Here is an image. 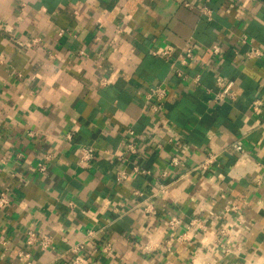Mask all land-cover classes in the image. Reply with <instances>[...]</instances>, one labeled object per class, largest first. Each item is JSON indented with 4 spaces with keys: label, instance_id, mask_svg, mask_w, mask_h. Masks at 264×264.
I'll return each instance as SVG.
<instances>
[{
    "label": "crops",
    "instance_id": "crops-1",
    "mask_svg": "<svg viewBox=\"0 0 264 264\" xmlns=\"http://www.w3.org/2000/svg\"><path fill=\"white\" fill-rule=\"evenodd\" d=\"M203 3L0 0V191L11 199L0 208V264H70L81 240L87 264H264V53L247 58L240 42L244 32L264 47V0H210L211 16ZM164 44L174 59L194 47V60L178 63L187 80L151 53ZM218 74L236 95L209 103ZM156 83L168 91L159 114L143 111ZM129 127L139 156L123 150ZM81 144L96 153L84 167ZM122 167L129 174L118 180ZM28 230L50 245L28 244Z\"/></svg>",
    "mask_w": 264,
    "mask_h": 264
},
{
    "label": "built area",
    "instance_id": "built-area-1",
    "mask_svg": "<svg viewBox=\"0 0 264 264\" xmlns=\"http://www.w3.org/2000/svg\"><path fill=\"white\" fill-rule=\"evenodd\" d=\"M154 1V0H149ZM210 0H204V3L199 5L198 8L200 10L201 14H204L206 16L212 15L211 8L207 5ZM186 5H189L188 3H185ZM240 42L244 45H247V49L245 52V55L247 58H259L264 53V47L257 46L252 43L247 37L246 33H242L240 36ZM176 47L172 44H164L162 47L158 49H152L151 53L157 56H161L164 59H166L169 64L171 70L179 76L182 80H187L189 77L188 74L178 65L180 63L182 66H187L194 60L195 56V49L193 46L186 44L180 49V53L176 58L174 59V52ZM210 51L214 55H219L220 57H223L225 55V49L219 44V43H213L210 46ZM177 59V61H176ZM192 85L198 86L200 84V76L199 74H196L192 77H190ZM111 82V78H103L101 80V84L105 85ZM215 84L217 86V89H211V88H205L206 92V101L209 103H216L219 101H222L224 99H234L236 92L233 90V81L232 80H226L222 75L218 74L215 77ZM168 91L165 85L161 83L152 84L147 87L146 91L144 92V104H143V111L150 110L152 113L159 114L162 112L163 104L167 98ZM261 104V101L256 99L252 103V108L254 110H257L259 108V105ZM127 134V140L124 143L123 150L126 151L129 155L132 156H139V149L137 146L136 140L133 138L135 134V130L133 127H129L126 130ZM234 148L238 152H243V146L240 143V141H237L233 144ZM78 152V159L77 164L79 166H86L89 164L94 158H95V148L92 145L89 144H81L78 146L77 149ZM215 154H208L207 158L200 164L201 168H206L210 163L214 161ZM179 162V156L172 153L169 156L168 164L172 166H176ZM131 170L135 172L140 173H149V170L145 167L132 163L130 166ZM39 168L41 170L45 169V167L40 164ZM167 173V170L162 171V175L165 176ZM129 172L126 167H122L120 170L117 171V179L123 180L126 179ZM158 192L162 194L168 193L167 184L160 183L158 186ZM135 193L141 194L139 190H136ZM11 202L10 196L7 194L5 190L0 191V208H3L5 206H8ZM69 206H73V203L70 202ZM226 210H235L236 206L232 204H228L225 206ZM198 219H192L187 227H192L195 224L197 225ZM171 225L177 224V218L172 217L169 221ZM245 220L242 217V215H239L237 217V220H235V226L237 228H240L241 230L245 229ZM199 226V225H197ZM203 228V225L200 226ZM221 232L223 234L226 233V230L222 229ZM89 235H91L92 232H87ZM26 242L28 244H38L42 249L47 248L51 243V236L48 234H43L42 236H38L33 230H28L26 232ZM85 244L86 240H81L78 243L74 244V246L71 247V251L73 253V257L70 261V264H87L88 260L85 255ZM109 244L107 243L102 247V249L107 250L109 249ZM27 257H29L28 252H19V258L21 260H25ZM26 263L29 264L30 262L26 260Z\"/></svg>",
    "mask_w": 264,
    "mask_h": 264
}]
</instances>
